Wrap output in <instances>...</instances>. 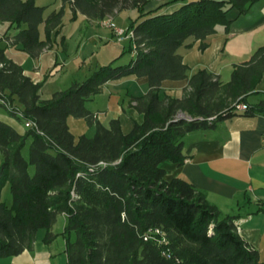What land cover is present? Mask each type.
Segmentation results:
<instances>
[{"label": "trees", "instance_id": "16d2710c", "mask_svg": "<svg viewBox=\"0 0 264 264\" xmlns=\"http://www.w3.org/2000/svg\"><path fill=\"white\" fill-rule=\"evenodd\" d=\"M152 1L162 5L145 12ZM257 1L61 0L62 7L44 18L46 7L35 0H0V22L7 24L0 38V109L33 124L19 134L0 121V259L31 251L39 231L50 244L55 239L51 230L64 215L67 264H263L239 236L235 217L221 215L187 181L167 180L163 168L185 162L188 133L234 117L264 116V99L247 101L258 94L264 76V45L234 66L225 84L206 70L188 77L177 53L189 38L204 50L217 27L229 31L232 10L244 15ZM66 5L71 21L77 14L102 21L116 12L136 11L128 27L132 44L122 53L134 52V58L116 65L117 58L42 100V83L25 76L7 49L21 46L30 58H38L57 34ZM171 6L177 9L164 13ZM127 76L146 78L148 90L131 98L143 121L124 134L119 120L103 127L87 104L107 82ZM183 80L187 89L180 99L160 98L162 82ZM241 104L244 111L237 109ZM68 118L83 119L94 128L93 136L76 141ZM6 186L10 204L1 198Z\"/></svg>", "mask_w": 264, "mask_h": 264}, {"label": "crops", "instance_id": "0c3cea01", "mask_svg": "<svg viewBox=\"0 0 264 264\" xmlns=\"http://www.w3.org/2000/svg\"><path fill=\"white\" fill-rule=\"evenodd\" d=\"M38 1L35 0L36 5L41 6ZM161 5L162 2L152 1L145 7V12ZM61 7V0H53L48 9L46 7L44 18ZM176 9L171 6L163 11L171 13ZM136 16L134 10L118 12L112 17V24L116 28L128 29ZM71 17L70 7L66 5L57 34H53L50 45L43 48L38 58H30L21 46L7 49L8 57L22 66L25 76L34 83H42V100L68 89L74 82L84 81L93 71L117 58L120 63L127 56L125 64L134 58L132 53L122 55L131 46L130 39L118 42L113 30L102 27L99 21L80 14L74 21ZM228 17L232 20L229 31L217 27L216 32L204 41V50L199 47L200 41L192 38L177 50L188 67V77L198 70H206L218 76L221 82L222 73L227 71L229 81L233 67L248 61L254 51L264 45V0H258L244 15L239 16L236 10H232ZM6 31L7 24L0 22V38ZM39 39L45 40L44 25L39 27ZM2 45H6V41L3 40ZM185 89L186 80L164 81L159 96L161 99H180ZM147 90L146 78L127 76L110 81L87 104V109L105 128L109 127L111 120H119L122 132L127 134L134 124L143 121V115L135 109L131 98L142 97ZM256 91L255 96H264V76ZM0 121L19 134L25 131L22 123L1 109ZM67 125L76 141L82 135L92 137L94 134V128H89L83 119L68 118ZM183 153L186 160L181 166L163 164L166 179L187 181L221 215L235 217L239 236L258 252L259 260L264 264V116L234 117L219 121L212 128L188 133L183 138ZM60 218V226L56 223L51 230L55 239L50 244L43 240L44 231H39L31 251L2 258L0 264H67L65 241L61 236L66 219L64 215Z\"/></svg>", "mask_w": 264, "mask_h": 264}, {"label": "rangeland", "instance_id": "374dc122", "mask_svg": "<svg viewBox=\"0 0 264 264\" xmlns=\"http://www.w3.org/2000/svg\"><path fill=\"white\" fill-rule=\"evenodd\" d=\"M50 1V2H49ZM39 0L38 1V4L39 5H41L42 7H47V9H48V4H50V3H52L53 2V0ZM117 13V12H116ZM115 13V14H116ZM114 14V15H115ZM113 15V16H114ZM113 16H111V17H108V18H105V19H111V21H112V17ZM104 20H102V21H99L100 22V24H101V26L102 27H104V25L102 24V22H103ZM123 29H125V28H123ZM121 43H119V45H120ZM113 53L111 52V56H113L112 55ZM127 54V53H126ZM126 54H124V55H126ZM133 55H134V52H133ZM118 56V55H117ZM115 57H116V55H115ZM113 58V57H112ZM127 56H124V58L121 60V62L120 63H116V65H123V64H125V62L127 61ZM230 78V77H229ZM221 82L222 83H225V82H228V73H227V71H224L223 73H222V75H221ZM262 99H264V96L263 95H259L258 97L257 96H251V97H249L248 98V103L249 104H256L258 101H260V100H262ZM181 119H187V118H181ZM27 147L25 148V150H24V155L25 156H27ZM166 165H168V164H166ZM33 171L31 170V173H32ZM1 198H2V201H5V202H7V204H10V202H11V197H10V194H9V190H8V187L6 186L4 189H3V191H2V195H1ZM57 226H60V223H61V218H60V216H58V218H57Z\"/></svg>", "mask_w": 264, "mask_h": 264}, {"label": "built area", "instance_id": "2783aa9c", "mask_svg": "<svg viewBox=\"0 0 264 264\" xmlns=\"http://www.w3.org/2000/svg\"><path fill=\"white\" fill-rule=\"evenodd\" d=\"M104 27L111 28L113 30V33L116 37V40L118 42L122 41L123 39H130V35L132 33V30L129 29H122V28H116L113 25H108V23H102ZM237 109L240 111H244L246 109V106L241 104L237 106ZM23 126L25 128H31L33 127V124L31 122H24Z\"/></svg>", "mask_w": 264, "mask_h": 264}, {"label": "bare ground", "instance_id": "6f19581e", "mask_svg": "<svg viewBox=\"0 0 264 264\" xmlns=\"http://www.w3.org/2000/svg\"><path fill=\"white\" fill-rule=\"evenodd\" d=\"M102 23H108V25H113L111 19H104V21ZM132 38H133V33H131V35H130V39H132Z\"/></svg>", "mask_w": 264, "mask_h": 264}]
</instances>
